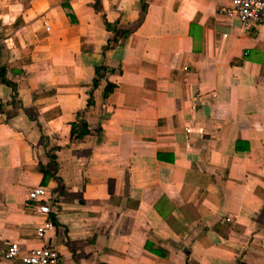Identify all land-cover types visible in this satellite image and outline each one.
I'll return each instance as SVG.
<instances>
[{
  "label": "crops",
  "instance_id": "obj_1",
  "mask_svg": "<svg viewBox=\"0 0 264 264\" xmlns=\"http://www.w3.org/2000/svg\"><path fill=\"white\" fill-rule=\"evenodd\" d=\"M233 1L0 0V264H264V23Z\"/></svg>",
  "mask_w": 264,
  "mask_h": 264
},
{
  "label": "built area",
  "instance_id": "obj_2",
  "mask_svg": "<svg viewBox=\"0 0 264 264\" xmlns=\"http://www.w3.org/2000/svg\"><path fill=\"white\" fill-rule=\"evenodd\" d=\"M221 13L234 16L241 29L250 33L264 23V0H234L231 7L222 8ZM46 195L44 187H37L28 194L30 204L34 205L37 213L44 217V222L36 232L41 240L46 239L47 233L54 227L50 220L53 208ZM5 258L18 264H62L59 252L49 242L28 251H23L17 243H12L5 253Z\"/></svg>",
  "mask_w": 264,
  "mask_h": 264
},
{
  "label": "trees",
  "instance_id": "obj_3",
  "mask_svg": "<svg viewBox=\"0 0 264 264\" xmlns=\"http://www.w3.org/2000/svg\"><path fill=\"white\" fill-rule=\"evenodd\" d=\"M97 76L95 77V79L93 80V87L96 88L100 78L102 77L100 75V69H97ZM0 80L2 82H6L5 79V72L4 70L0 69ZM113 90V86L112 85H108L105 89V96H107L111 91ZM91 102H89L90 105ZM81 127V128H80ZM78 127V125L76 123H73L71 125V137L76 136L77 138H82L83 136L87 135L88 131H87V126L85 123L81 124V126ZM43 173V181L42 183L45 184L46 179L49 177V173L46 171H42Z\"/></svg>",
  "mask_w": 264,
  "mask_h": 264
}]
</instances>
